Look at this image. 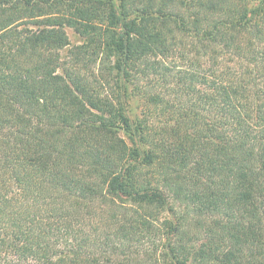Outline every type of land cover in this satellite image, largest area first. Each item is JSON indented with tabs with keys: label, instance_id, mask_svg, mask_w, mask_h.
I'll return each mask as SVG.
<instances>
[{
	"label": "trees",
	"instance_id": "trees-1",
	"mask_svg": "<svg viewBox=\"0 0 264 264\" xmlns=\"http://www.w3.org/2000/svg\"><path fill=\"white\" fill-rule=\"evenodd\" d=\"M0 264H264V0H0Z\"/></svg>",
	"mask_w": 264,
	"mask_h": 264
},
{
	"label": "rangeland",
	"instance_id": "rangeland-1",
	"mask_svg": "<svg viewBox=\"0 0 264 264\" xmlns=\"http://www.w3.org/2000/svg\"><path fill=\"white\" fill-rule=\"evenodd\" d=\"M118 1L119 0H114L115 5L118 4ZM66 32L68 34L70 44L67 47L60 50V68H59L60 71L62 68L64 69L66 66L67 67L71 66V63L69 60V50L73 46L80 44L82 42V38L78 34H76L72 29L67 28ZM155 59L161 60V58H159V56L158 57H150L145 61H140L141 63L136 64V66H137L138 70L145 69L146 62L152 61ZM189 59H190V61H189ZM193 59H195L193 57V55H190L188 60H186V59H184V57H181L178 54L172 58L166 59L165 61L170 66H173V65H189L192 63ZM199 62L201 64V68H203V71L206 73H209L211 68H214L212 66V64L209 61H207L205 58L201 57V59H199ZM225 67L229 68V71L231 70V71H239V72L245 71V70H250V68H253L252 65H250L244 61H240L238 59H232V60L231 59L230 60L224 59L221 62V65L218 69L222 72H226L227 70H225ZM91 68L94 72H97L99 70V64L96 62L95 64L92 65ZM128 83L130 86L133 85V87L138 86V87H145L147 89L149 88V89H151L152 92H158L159 89L166 88V86H167L166 83L160 82L158 80L157 74L153 73V72H149L147 75H144V76L140 75L138 77V79H136L135 81H130ZM196 90H198L199 93H211V89H209L207 86L198 85V86H196ZM134 92H136V88H135ZM128 105H130V107L135 112V114L131 113V116L133 117V116L137 115L139 108L136 107V100L135 99H133V101L130 100ZM229 132L231 134L233 133V131H229ZM122 134H123V131H122ZM159 187H161L160 188L161 191H163L167 196H169L168 199H169L171 207H174V206L176 207L178 202L174 201L172 193L168 189V187L161 186V185ZM163 215H169V213L164 212Z\"/></svg>",
	"mask_w": 264,
	"mask_h": 264
}]
</instances>
